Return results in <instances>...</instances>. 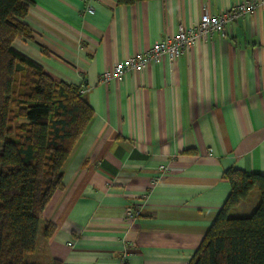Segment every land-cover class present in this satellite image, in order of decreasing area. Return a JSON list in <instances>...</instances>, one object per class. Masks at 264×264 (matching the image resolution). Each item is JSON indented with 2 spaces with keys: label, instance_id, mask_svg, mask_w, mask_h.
Wrapping results in <instances>:
<instances>
[{
  "label": "crops",
  "instance_id": "0c3cea01",
  "mask_svg": "<svg viewBox=\"0 0 264 264\" xmlns=\"http://www.w3.org/2000/svg\"><path fill=\"white\" fill-rule=\"evenodd\" d=\"M30 1L32 39L15 47L53 80L85 86L93 117L25 262L189 264L230 194L223 173L264 175V8L177 60L102 84L117 62L244 0ZM258 202L254 190L233 210ZM128 206L140 217L125 219Z\"/></svg>",
  "mask_w": 264,
  "mask_h": 264
},
{
  "label": "trees",
  "instance_id": "16d2710c",
  "mask_svg": "<svg viewBox=\"0 0 264 264\" xmlns=\"http://www.w3.org/2000/svg\"><path fill=\"white\" fill-rule=\"evenodd\" d=\"M30 3L0 0V264H28L42 213L93 117L80 87L53 80L15 47L32 39L24 22ZM222 179L230 194L189 264H264V175L228 169ZM254 190L259 202L251 215L229 217ZM53 231L46 224L45 236Z\"/></svg>",
  "mask_w": 264,
  "mask_h": 264
},
{
  "label": "built area",
  "instance_id": "2783aa9c",
  "mask_svg": "<svg viewBox=\"0 0 264 264\" xmlns=\"http://www.w3.org/2000/svg\"><path fill=\"white\" fill-rule=\"evenodd\" d=\"M261 8H264V0H244L218 15L205 13L193 27L186 29L179 27L175 34L167 35L156 41L146 52L117 62L111 72L100 76L99 82L102 84L110 81L119 82L126 74L140 71L150 64H159L163 58L177 60L188 53L197 42L208 43L215 34L224 36L229 26ZM86 10L91 12L90 7H87ZM87 91L85 86L80 87L81 94H86ZM156 180L153 183H156ZM144 197L145 195L142 196V198ZM140 214L139 210L130 206L124 208V217L127 220H135L140 217ZM126 260L127 256L125 255L120 259L119 264H125Z\"/></svg>",
  "mask_w": 264,
  "mask_h": 264
},
{
  "label": "rangeland",
  "instance_id": "374dc122",
  "mask_svg": "<svg viewBox=\"0 0 264 264\" xmlns=\"http://www.w3.org/2000/svg\"><path fill=\"white\" fill-rule=\"evenodd\" d=\"M246 216H242V214H237V211H230L229 217L235 218V217H247L250 216L251 214H245Z\"/></svg>",
  "mask_w": 264,
  "mask_h": 264
}]
</instances>
